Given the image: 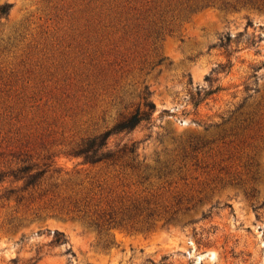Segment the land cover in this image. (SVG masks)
Masks as SVG:
<instances>
[{
  "label": "rangeland",
  "instance_id": "374dc122",
  "mask_svg": "<svg viewBox=\"0 0 264 264\" xmlns=\"http://www.w3.org/2000/svg\"><path fill=\"white\" fill-rule=\"evenodd\" d=\"M4 5L0 171L47 172L0 184V264H264V0ZM146 91L134 169L71 155Z\"/></svg>",
  "mask_w": 264,
  "mask_h": 264
},
{
  "label": "trees",
  "instance_id": "16d2710c",
  "mask_svg": "<svg viewBox=\"0 0 264 264\" xmlns=\"http://www.w3.org/2000/svg\"><path fill=\"white\" fill-rule=\"evenodd\" d=\"M8 5H4L0 8L1 14H6ZM227 43H230L229 37H227ZM264 66V65H263ZM230 68V63L227 62L225 65H218V69L222 71H228ZM219 90V89H218ZM207 91L205 93V99L207 96L218 91ZM249 89L246 87V91ZM198 105V104H197ZM196 106V105H195ZM155 110L154 104L149 100V93L146 91L143 93L142 103L138 106L134 112L129 116L120 120L116 123L110 130H106L103 133L88 137L82 140L72 151L71 155L77 158H81L84 164L88 165H114L115 162L123 156H128L130 162L126 164V167L134 169L135 163V151L136 144L131 143L130 145H123L117 150H112L108 146V139L113 134H118L121 132L130 133L136 127L142 123H151L152 114ZM47 172L46 168H37L35 165L31 164H22L21 166L7 171H0V184L4 183L5 180H10L11 182H22L21 190H27L39 185L42 177ZM16 190L8 189L3 193V197L10 198L16 196ZM16 200H19L18 197H15ZM52 243L54 244H64L66 239L61 233H54Z\"/></svg>",
  "mask_w": 264,
  "mask_h": 264
}]
</instances>
